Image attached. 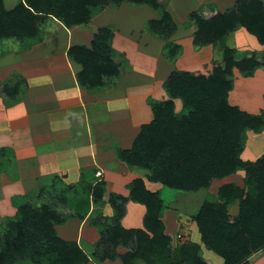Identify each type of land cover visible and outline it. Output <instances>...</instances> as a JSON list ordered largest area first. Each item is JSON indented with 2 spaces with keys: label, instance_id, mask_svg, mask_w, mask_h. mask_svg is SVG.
Masks as SVG:
<instances>
[{
  "label": "rangeland",
  "instance_id": "obj_1",
  "mask_svg": "<svg viewBox=\"0 0 264 264\" xmlns=\"http://www.w3.org/2000/svg\"><path fill=\"white\" fill-rule=\"evenodd\" d=\"M19 1L20 0H2V3L4 8L10 11L18 5ZM251 1L252 0H237L236 6L232 11L222 14L230 16L232 13L238 12V8L239 11L242 9L246 10ZM260 1L263 4V1ZM207 2L208 0H156V9H152L146 5L151 12H153L152 16L155 17L148 20L149 22L147 24L144 23L145 21L143 22L144 24L142 22L139 24L138 19L134 21L129 17V11L132 9L130 7H134L133 5L124 2L115 5L108 2L109 4L107 3V5L99 4L103 6H101L102 8H100V6L89 8L90 17L87 22L67 29L84 25L92 26V29H94L99 25L97 29H104L108 32V36L111 35L109 39L110 44V40L114 38V46H121L123 43L127 44L125 40L133 42V38H139L140 43H154L157 49L156 40L161 41L162 44L157 50L160 55L173 66V70L170 71L162 85L165 99L162 101H155L150 98V94H141L139 101L141 103L147 96H150L149 99L146 98V105L151 110L148 111L151 112V122L154 120V105L156 103L166 102L167 104L172 102L175 119L182 120V117H185L187 113V108L180 99L169 97L165 89V83L172 73L184 72L194 77L202 76L205 78L213 76L218 70L223 71L225 75L228 73L229 76L227 78L231 80L232 83V89L228 93V98L230 96V101H236L237 103H241L243 100H248L250 97H253L256 88L253 86L254 84L252 85L251 83H247V85L240 83L241 78L248 79L252 77L257 70L264 73L263 69L259 67L251 71L250 77L242 75L241 66H234L227 70L226 61L223 58L224 48H222L221 40L216 42L215 45L210 43L197 48L194 46V37L197 31L196 24L198 23L196 19L200 18L201 20L208 21V19H202L199 16V12H201V10L208 11L209 9L219 12L218 9L205 5ZM56 21L62 24L60 20L55 18L44 19V21L39 24L41 29L39 28L38 34L33 39L28 40L14 37L0 39V76L3 75L7 77L1 82V87H6L7 94H0V250L5 248V236L8 231L10 232L13 230L16 232L17 236L19 235L25 238L32 236V246L34 248L36 246L40 248L41 243L38 241L39 239L47 234L51 236L52 232H54L57 238L66 242L76 243L86 257V261L81 264H90L91 262L100 263L99 257L105 255V251L108 254H106V256H109L111 253L112 261H115V259L117 261L120 260L123 261V264H130L132 261L138 259L144 261L145 264H225V260L221 256L215 254L217 255L216 257L212 255V250L208 249L205 245L204 248L203 246L200 248L197 243L193 242V238L195 237L193 228L195 227L202 240V235L199 232L195 220L197 216L194 218L191 216L188 219L187 217L180 218L176 213L177 209L174 208L172 204L178 201L177 194L181 191L177 192L157 181H152L151 169L148 170L143 168L137 163L138 161H133L135 164L132 166L123 162L131 172H134L135 175L138 176V178L136 177L133 179L132 177L130 179L125 173L127 169H120L115 173L105 168V171L99 175V164L97 160L96 162L94 160L95 163L91 165V167L90 165L80 164L79 157L71 159L68 162L58 157L57 159H50L45 154L48 151L47 148H42L37 151L38 149H34L36 144L32 147L31 139L33 136V129L32 126H30V122L28 121L26 125H22V119H20L17 114L18 112L13 111L11 117L9 116V112L13 109H11V105L13 104V106H15L25 95V86H23L22 80L28 81L29 79L31 81L30 78L32 73L29 69V63L32 54L30 50L33 46L40 44L45 38L57 40L58 36L53 34ZM124 26L128 28L130 32L129 35L132 37L127 35V33L115 35L114 31L116 29L118 30V28H126ZM167 27L169 28L168 31ZM240 28L241 27L236 26L235 29L229 31L225 37H223L225 43L224 47L232 54V62L234 64H239L245 59V62L256 61V63H261L262 54L264 53L263 49L262 52L257 53L249 49L252 47H246V44L234 43L233 33ZM93 34L95 36V33ZM190 40L192 41L191 44L189 42ZM128 45L132 48L134 46L133 43H128ZM205 47L209 48L203 51V55L198 54V57L197 54L194 55L197 57L194 58V60H187L185 56L188 53L180 57L182 48L189 51V53H191V51L195 53L194 51H198ZM239 48L246 50L241 53ZM49 52L42 53L41 48H39L34 54L43 56ZM110 53L113 55L114 52L112 49H110ZM231 54H229L230 58ZM115 55L117 54L115 53ZM21 63L25 65L21 66L24 71H18V66ZM94 64L96 66L94 68L108 66L107 60L104 61V59L99 61L96 60ZM192 66H196L198 69L195 70ZM116 72H118L117 69ZM196 72L199 74L195 75ZM112 73L113 72H108L106 80H104L106 82L105 84H102L100 79L98 80L100 86L102 85V87L105 88L104 90H110L117 82L116 77L111 76ZM235 82L239 85V87H236L237 89L235 88ZM227 100L229 103V99ZM7 101H12V104L9 106L6 104ZM229 105L236 108L239 112L258 118L257 120L262 122L261 126L258 125L257 130H253L250 127L251 129L245 131L243 150L240 154V159L243 158L242 154L244 151L247 154V156H244L245 159L253 160L252 162L260 159L258 156H264V109L259 110V113L255 115H251L241 111L237 106L231 105V103H229ZM138 109L139 111L137 112L143 110V108L140 110L139 107ZM7 117H10V119L8 120ZM141 118L143 119L142 116ZM145 119H147V117L143 120ZM64 132L67 133L68 131L65 130ZM60 133L61 132L58 131L55 132V137H53L56 140V147L58 141L57 137H59ZM19 137L24 140L22 144L18 141ZM25 139L27 141H25ZM34 150L36 151L34 152ZM102 161L106 162L108 160L104 159ZM47 169L51 171L49 174L46 173ZM235 174H240L241 176H239L244 178V172ZM109 180L120 190L113 191V193L108 190L106 184ZM142 180L161 185L163 200H160L161 209L158 214V219L160 218V214V219H162L164 211L168 209L165 213L166 221L165 223L160 221L162 230L155 225V230L153 232L147 231L145 229L147 208L144 205L146 208L143 220L144 229L140 231L144 234H142V238H140L138 234L139 231L133 230V237L129 240H125V238L122 239V235H119V240H116L115 245L122 244L129 249L127 253L129 255L127 257H121L120 254L115 255L114 244L110 242L107 245L103 244L104 236L101 234L103 230L101 225H107L109 227L115 225L113 221L115 218L108 220L104 215L110 213L109 208H111L114 213L117 211L118 215L121 216L123 211H126V199H128L121 195L122 188L128 189V187H130L131 189L135 182L140 181L142 183ZM218 180L219 181L213 184L212 182L214 180L211 181L209 186L201 189L210 190L209 188L211 187L212 190L210 191L216 192L215 196H217V200L213 202V204L223 205L224 202L220 196L227 195L226 193L229 195L234 194L226 188L228 186H236L237 184L234 185L231 183L235 182V180L231 178V175ZM238 182H241L240 178ZM135 186L139 187L137 185ZM239 187L241 188V186ZM117 192L121 194L119 195ZM231 202L232 203L223 205L224 215L229 223L233 222L232 220L235 219L239 210L238 200L232 199ZM169 203L170 206L168 205ZM139 205L143 204L140 203ZM191 222H193L195 226ZM44 223L47 224L44 225ZM48 225L51 234L43 233L41 236V231L45 232ZM166 228L167 232H165ZM94 239H97L95 243H93ZM54 249L55 246H53L52 250L42 249V256L35 259L32 258V260L26 254V256L23 257L24 260L20 259L22 260L21 264H54L57 261L56 251ZM247 263L264 264V251L258 250L253 253L247 259Z\"/></svg>",
  "mask_w": 264,
  "mask_h": 264
},
{
  "label": "trees",
  "instance_id": "obj_2",
  "mask_svg": "<svg viewBox=\"0 0 264 264\" xmlns=\"http://www.w3.org/2000/svg\"><path fill=\"white\" fill-rule=\"evenodd\" d=\"M108 2L157 8L156 0H20L14 9L8 11L0 0V39H33L38 34L39 24L46 18L60 20L65 28L84 24L90 17L89 8H102ZM196 21V48L210 43L215 45L221 40L227 70L241 66L245 77H250L251 71L257 67L264 71V53L261 63L245 62L244 59L234 64L223 40L237 26L253 36L259 45H264V7L260 0H252L246 10L239 11L238 8V12L230 16L217 12L208 21L200 18ZM107 33L104 29L95 33L92 50L76 47L67 53L69 60L82 67L77 76L81 87H89L99 79L105 84L108 72L117 73L116 66L109 62L112 55L109 49L111 35ZM103 59L108 60V66L94 68L95 61ZM228 76L220 70L209 78L194 77L184 72L172 73L165 89L169 97L184 103L187 108L185 117L175 119L172 102L156 103L153 107L154 120L141 127L132 148L120 151L119 158L131 166L135 164L133 161H138L143 168L152 170V181L181 192L196 191L209 186L213 180L244 172V187L228 186L226 189L234 194L220 196L223 205L232 203V199L238 200V215L232 223L225 218L224 206L213 203H205L195 220L205 246L221 256L225 264H248L249 256L258 250L264 251V157L244 162L240 154L245 131L251 128L257 130L262 122L229 105L227 99L232 83ZM3 93L7 94L6 87H1L0 82V94ZM130 193L134 201L147 208L145 229L153 232L156 225L162 230L158 220L161 202L157 197L145 191L140 181L135 182ZM106 229L103 235V244L106 245L109 242L115 245L118 235L125 240L133 237V231L122 230L118 222ZM43 233L51 234L49 225L45 232L41 231V236ZM138 234L142 238L144 233L139 231ZM5 240V248L0 250V264H21L20 259L26 254L31 260L39 258L42 249L52 250L53 246L57 257L54 264H81L86 261L76 243L63 241L54 232L38 240L40 248L32 246V236H17L13 230L7 232Z\"/></svg>",
  "mask_w": 264,
  "mask_h": 264
},
{
  "label": "crops",
  "instance_id": "obj_3",
  "mask_svg": "<svg viewBox=\"0 0 264 264\" xmlns=\"http://www.w3.org/2000/svg\"><path fill=\"white\" fill-rule=\"evenodd\" d=\"M262 1L264 5V0ZM236 3L237 0H208L205 5L216 8L221 13H227L235 8ZM130 8L132 9L129 11V17L134 21L138 19L139 24L144 21V23L147 24L149 22L148 20L155 18L152 16L153 12H151L147 6L140 5ZM86 26L87 25L67 29L56 21L53 34L58 36L57 40L45 38L40 44L32 47L30 50L32 58L29 63V69L32 73L30 78L31 81L29 79L28 81L22 80V84L25 86V95L19 103L13 106L12 101L6 102L9 106L12 104L11 109L13 108L9 112V116L11 117L13 111L18 112L17 114L20 119H22V125H26L28 121L30 122V126H32L33 129V136L31 139L32 147L36 144L34 149H38L37 151L42 148H47L48 151L45 154L50 159H57L58 157L68 162L71 159L79 157L80 164L90 166L94 165L97 160L99 164H97L99 175L105 171V168L115 173L120 169H127L125 171L126 175H128L130 179L132 177L135 179L136 177L138 178V176H136L134 172H131L123 161L120 160L119 152L130 150L129 148H131L135 138L140 133L141 127L151 123V112H148L151 110L146 105V98L149 99L151 96L150 98L155 101H162L165 99L162 85L170 71L173 70V66L162 57L157 50L162 44L161 41L156 40L157 49L154 43H140L139 38H133V42L125 40L127 44L123 43L121 46H114V38L112 37L113 39L110 40L111 44L109 48L112 49L114 53L110 55L109 62H111L114 67L116 66L118 70L116 74L113 72L111 75L116 77V84L110 90H104L105 88H103L102 85L100 86L98 81L92 85H88L89 87H81L77 80V76L81 73L82 67L78 63L69 60L67 53L69 49L76 47H82L88 50L93 49V33L97 32L99 29H97V27H99V25L94 29H92V26ZM114 32L115 35L119 33L130 34L127 27L118 28V30L116 29ZM233 37L234 43L246 44V47H252L249 49L257 53L262 52V49L264 51V46L259 45L255 38L249 35L243 28L233 33ZM189 42L191 44L192 41L190 40ZM128 43H133V48L130 47ZM39 48H41L42 53L50 52L43 56H37L34 52ZM207 48L209 47L194 51L195 53H193V51L189 53V51L182 48L180 57L188 53L185 56L187 60H194V58L198 57V54L203 55V51ZM245 50L246 49H240L241 53ZM115 53L117 55H115ZM196 54L197 57L194 56ZM21 66L25 65L21 63L18 66L20 69H18V71H24ZM192 68L195 70L198 69L196 66H192ZM198 74V72L195 73V75ZM6 78L7 77L3 75L0 76V82H3ZM240 83L245 85H247V83L254 84L253 86L256 87L253 93L254 96L250 97L248 100H243L241 103L230 101L229 96V103L237 106L241 111L248 114L255 115L259 113V110L264 109V73L257 70L252 77L248 79L241 78ZM237 86L239 87L237 82H235V88ZM141 94H150V96H147L145 100L140 103ZM137 106L140 110L143 108L142 111L144 112H137L139 111ZM141 116L143 119L146 117L147 119L143 120ZM10 117H7L8 120ZM65 130L68 132L65 133ZM57 131L61 133L59 137H57L58 141L56 147V140L53 137H55L54 134ZM18 141L21 144L24 142L21 137H19ZM25 141L27 140L25 139ZM35 151L36 150H34V152ZM242 155L243 158L247 156L245 151ZM258 158L262 157L258 156ZM104 159L108 161H102ZM243 161L252 162L253 160L244 158ZM50 172V170H46V173L49 174ZM239 175L240 174L231 175V178L235 180V182L231 183L234 185L237 184L238 186L236 185V187L241 186V188H243V178ZM239 178L241 181L240 183L238 182ZM216 181L219 180H214L212 184L216 183ZM142 183L145 191L154 194L159 201L162 199L161 185L145 180H142ZM106 185V188L112 191V193L113 191L120 190L114 186L111 180H109ZM209 189L212 190L211 187ZM210 190L198 189L196 191L180 192L177 194L178 201L172 204L173 207L177 209L176 213L181 219L185 217L188 219L191 216L194 218L197 216L205 203H213L217 200V196H215L216 192ZM118 194L120 195L121 193ZM121 195L128 198L126 199V211L124 210L119 217L118 212L116 211V213H114L108 206L110 213L105 214V218L108 220L115 218V220H113L114 223L118 222L119 227L125 231H142L144 229L143 220L146 213L145 206L139 205L140 203L131 198L130 187H128V189L123 187ZM168 205L170 206V203ZM167 211L168 209L164 211L162 219H160V214L159 221L165 223V213ZM191 223L194 224L193 222ZM101 227L103 228L101 234L105 235L108 226L101 225ZM165 232H167V228ZM193 233L195 235L193 242L197 243L200 248L202 246L204 248L205 244L201 240L196 227L193 228ZM97 239H94L93 243H95ZM115 240L119 239L116 238ZM128 252L129 249L126 246L122 244L115 245V255L120 254L121 257H127L129 255L127 254ZM105 253L107 254L106 251ZM106 254L99 257L101 262L98 264H123V261L120 260L117 261L115 259V261H112L111 253L109 256H106ZM215 254L216 253L212 251V255L217 257ZM90 264L97 263L91 262ZM130 264H145V262L138 259L132 261Z\"/></svg>",
  "mask_w": 264,
  "mask_h": 264
},
{
  "label": "built area",
  "instance_id": "obj_4",
  "mask_svg": "<svg viewBox=\"0 0 264 264\" xmlns=\"http://www.w3.org/2000/svg\"><path fill=\"white\" fill-rule=\"evenodd\" d=\"M205 9V8H204ZM207 14V15H206ZM217 14V11L216 10H208V11H203L201 10V12H199V16L202 18V19H210L212 17H214L215 15Z\"/></svg>",
  "mask_w": 264,
  "mask_h": 264
}]
</instances>
